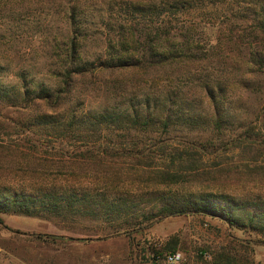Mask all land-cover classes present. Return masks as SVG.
Listing matches in <instances>:
<instances>
[{"label": "rangeland", "instance_id": "1", "mask_svg": "<svg viewBox=\"0 0 264 264\" xmlns=\"http://www.w3.org/2000/svg\"><path fill=\"white\" fill-rule=\"evenodd\" d=\"M262 6L264 0H6L0 4V78L5 84L18 86L22 71L35 82L48 83L52 40L69 36L185 38L197 40L202 56L194 70H180L186 72L182 79L167 84V89H181L182 111H191L200 120L198 126L189 133L180 123L168 137H159V143L144 139L136 145L152 154L151 167L123 172L128 189L122 193L132 206L121 219L0 212V264H218L217 256L228 255L238 264H264L260 229L264 227V73H249L245 65L250 55L264 57V30L257 24ZM73 15L74 24L69 20ZM86 48L88 56H95L102 45L91 41ZM162 73L167 72L151 75L153 83L143 81L115 101L133 97V103L138 102L139 94L163 84ZM205 78L223 88L216 93L219 119L202 87ZM97 84L75 91L78 97L72 105L79 114L106 103L108 97ZM44 112L60 121L64 109L27 112L0 106V145L8 147L5 152L0 146V187L35 194L40 186L68 185L75 165L52 166L49 160H68L85 148L75 139L58 137L51 123H40L38 116ZM115 143L112 148L129 147ZM171 154L182 156L173 159ZM163 172L174 175L177 182L155 188L152 174ZM206 194H211V201L226 196L229 205L238 206L239 221L232 223L215 210L196 212L191 204L195 206L196 198ZM173 202L186 211L158 213L163 204ZM222 204L228 207L226 201ZM125 220L139 225L127 233H113L112 226ZM169 256L178 260L171 263Z\"/></svg>", "mask_w": 264, "mask_h": 264}, {"label": "trees", "instance_id": "2", "mask_svg": "<svg viewBox=\"0 0 264 264\" xmlns=\"http://www.w3.org/2000/svg\"><path fill=\"white\" fill-rule=\"evenodd\" d=\"M5 1L0 0V4ZM260 14L262 17L257 24L264 30V6L260 8ZM69 20L74 24V15L69 17ZM91 41L102 45L95 56H88L86 47ZM196 41L190 42L185 38L178 41L177 38L156 36L154 38H71L69 36L53 39L51 44L53 55L50 57L48 77L45 75L50 79L48 83L35 82L33 78H29V72L25 71L17 75L20 80L18 86H15L16 83L5 84L0 78V106L20 108L27 112L33 109L39 110L41 107L53 110L62 108L64 114L60 121L44 112L38 116L40 123H51L52 130L59 133L58 137L62 135L65 139H75L85 148L78 154L71 155L68 160H58V162L49 160L52 166L62 162L68 166L75 165L69 173V179L66 180L65 185H68L64 188L55 184L40 186L38 192L34 194L17 192L14 188L6 186L0 187V212H21L28 216L46 213L50 217L63 219L72 216L90 217L95 220L105 218L109 222L121 219L120 215L132 206L126 198V193H122L128 189L125 186L126 177L123 172L151 167L152 154L136 148V145L143 143L144 139L159 143L157 142L159 137H168L170 132L176 131L180 123L188 127L186 130L189 133L198 126L200 120L191 111H182L181 89L178 86L167 89V84L172 83V80L180 81L182 74L194 70L197 64L200 65L202 56L198 54ZM245 65L249 73H264V57L250 55ZM184 69L186 72L182 73ZM161 72H167L162 73L163 84L155 88L150 87L151 92L139 94L138 102L133 103V97L122 102L115 101L118 95L124 97L123 93L127 90L132 91L134 86L138 87L143 81L153 83L154 79L149 81L150 76L153 74L157 76ZM176 73L178 76L172 78ZM200 80L202 79L193 77V81ZM88 83L95 85L98 83L97 89L104 91L108 98L106 103L99 105L95 110L91 112L87 110L79 114L76 105H72V100L78 97L74 93L78 92L79 87H84ZM201 83L214 108V115L219 119L221 111L218 104L219 95L216 96V93L221 94L223 88L220 82L214 84L208 78H205V83ZM183 140L187 139L183 138ZM115 142H118L119 146L125 144L129 147L112 148L111 146L117 145ZM95 145L99 146L94 148ZM0 146L5 152L8 151L6 149L8 147L2 144ZM171 155L173 159L182 156ZM188 155V151H184V156ZM127 162L128 164H125ZM42 169L47 173L45 166ZM152 178L153 186L159 189L163 186L167 188L166 186L177 182L176 177L168 172L152 174ZM210 195L196 198L195 206L191 204L192 208L196 212L215 210L231 218L232 223L239 221V216H236V211L239 210L237 205H229L232 203L226 196H216L211 201ZM222 201H226L228 207L227 205L224 207ZM184 211L186 208L177 207L174 202L170 205L163 204L158 209L161 215ZM138 225L125 220L112 226V232L127 233L128 229ZM260 229L264 230V227ZM217 257L220 264L239 263L230 255Z\"/></svg>", "mask_w": 264, "mask_h": 264}, {"label": "built area", "instance_id": "3", "mask_svg": "<svg viewBox=\"0 0 264 264\" xmlns=\"http://www.w3.org/2000/svg\"><path fill=\"white\" fill-rule=\"evenodd\" d=\"M169 262L173 263L176 262L178 260V256H169L168 257Z\"/></svg>", "mask_w": 264, "mask_h": 264}]
</instances>
